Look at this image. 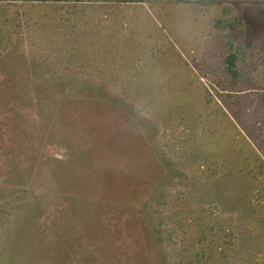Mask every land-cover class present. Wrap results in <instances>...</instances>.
Returning a JSON list of instances; mask_svg holds the SVG:
<instances>
[{"label": "rangeland", "instance_id": "rangeland-1", "mask_svg": "<svg viewBox=\"0 0 264 264\" xmlns=\"http://www.w3.org/2000/svg\"><path fill=\"white\" fill-rule=\"evenodd\" d=\"M262 163L264 0H0V264H264Z\"/></svg>", "mask_w": 264, "mask_h": 264}, {"label": "trees", "instance_id": "trees-1", "mask_svg": "<svg viewBox=\"0 0 264 264\" xmlns=\"http://www.w3.org/2000/svg\"><path fill=\"white\" fill-rule=\"evenodd\" d=\"M36 1H44V0H36ZM262 170H264V164L262 163ZM206 166L204 165H200L198 168L200 170H204ZM228 177V176H227ZM237 184L240 185L238 183V181H236V179L234 178H227V180H224V182L220 179V178H214L213 180L209 181H205L203 183H201V190L199 191V194L197 195L198 199L203 202V201H207V203L209 205H212V203L214 202V200H216V198L220 199L219 197L222 196H226V191H227V196L229 195V193L232 190H235V188L237 187ZM221 188V189H219ZM260 189V190H259ZM159 189H154L152 190L149 194H148V198L149 201H157L158 199H160L161 197H163L162 194H160L161 192L158 191ZM264 194V189L260 188V187H254L251 190V196L250 199L252 201V203L257 204L258 200H259V196L260 194ZM218 196V197H217ZM230 196V195H229ZM224 197H222L223 199ZM255 201V202H253ZM212 202V203H210ZM260 202V201H259ZM216 204V203H215ZM190 204L186 205V209L189 207ZM217 206V204H216ZM203 221L204 218H202ZM193 222V218L190 216L189 218H187L186 224H190ZM153 233V230H152ZM222 238H224L222 236ZM232 241L234 240V238L232 237V231L230 230L229 227H227V242L228 241ZM161 241V239H160ZM223 241H211V244H208V248L205 250L206 252V256H205V252L204 250H201V255H191L188 258H184V260L181 262H178L177 264H221V262L218 259H211L213 256L217 255L220 256L222 254V252L224 251L223 249ZM193 243V242H192ZM202 245L206 248V244H202L201 241H197L195 245ZM204 254V256H203ZM205 258V259H204ZM255 259L258 261V263L260 264V260L257 259L255 257ZM202 260L203 263L200 261ZM160 264H171L170 262L167 261L166 257L161 258V263Z\"/></svg>", "mask_w": 264, "mask_h": 264}]
</instances>
